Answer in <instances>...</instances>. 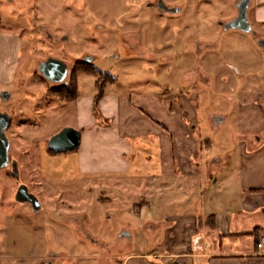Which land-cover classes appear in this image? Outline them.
Returning <instances> with one entry per match:
<instances>
[{
    "label": "rangeland",
    "instance_id": "374dc122",
    "mask_svg": "<svg viewBox=\"0 0 264 264\" xmlns=\"http://www.w3.org/2000/svg\"><path fill=\"white\" fill-rule=\"evenodd\" d=\"M146 1L18 0L15 3L17 15L25 13L30 18L37 38L31 46V56L25 59L19 40L15 44L0 40V90L7 89L11 94V99L3 104H14L16 109L9 132L10 153L21 162L22 180L41 202L50 209L55 208V203H62L60 207L65 216L57 211L35 213L29 204L17 201L18 181L7 169H2L0 264H41L50 258L46 253L51 251L61 254L64 257L61 260L66 259L68 263L77 259L79 264H124L130 254L136 256L163 245L158 241L162 230L150 234L149 220L157 221L167 214L194 209L207 187L213 193L226 190L227 199L214 204L220 210L225 205L235 210L242 142L238 134L240 94L264 93V47L251 33L223 28L222 22L237 16L238 0H166L168 5L183 9L174 15L158 13ZM18 4L25 5L21 8ZM263 6L264 0H254L248 13L259 39H264V27L257 24L255 15L257 11L261 14ZM7 14L4 12L5 17ZM46 31L55 36L56 42L47 39ZM54 55L69 63L95 57L90 64L98 73L83 70L79 73L84 101L97 93L98 74L115 79L111 83L108 79L110 95L119 93L139 98L156 93L206 94L198 101L200 126L196 137L202 156L199 161L204 167L205 159L222 155L228 163L230 159L233 161L232 168L225 167L218 172L217 183L207 174L196 179L166 178L173 189L164 199L157 191H147L138 178L128 179L131 181L128 184L124 178L59 176L63 171L53 163L52 175L58 176L43 177L40 148L44 150L52 135L67 126L77 127L78 122L76 104L63 102L51 92L53 87L66 85L73 70L69 72L68 82L56 84L43 78L39 71L40 63ZM6 59H10L9 64ZM257 102L264 112L263 101ZM93 110L96 120L105 124L101 108L98 106L95 110L94 106ZM219 116L226 120L216 125L215 118ZM256 118L264 124L262 115ZM260 136L264 139V125L257 137ZM76 152L77 149L48 153L57 163L60 157ZM135 156L130 154L128 159L132 161ZM163 181L159 179L154 184L160 187ZM143 200H148L150 207H145ZM169 202L175 204L169 206ZM196 214L202 216L204 211L199 208ZM87 232L99 242L90 241ZM216 238L220 241L219 235ZM114 241L123 248L114 247ZM61 260L57 264H62ZM161 262L157 258L136 257L129 264Z\"/></svg>",
    "mask_w": 264,
    "mask_h": 264
},
{
    "label": "crops",
    "instance_id": "0c3cea01",
    "mask_svg": "<svg viewBox=\"0 0 264 264\" xmlns=\"http://www.w3.org/2000/svg\"><path fill=\"white\" fill-rule=\"evenodd\" d=\"M263 7L262 15L258 11L255 15L259 20L257 24L262 27ZM193 82L196 83L195 80ZM80 84L78 76L79 96L73 101H62L77 106L78 122L74 128L83 133L81 145L76 154L60 157L57 163L55 157L44 150L42 160L47 177L58 176L52 175L53 163L59 165L60 172L63 171L59 176L113 180L138 178V181L142 179L140 182L144 183L147 191H157L164 199L173 189L166 178L186 176L196 179L207 174L213 183H217V173L225 167L232 168L233 161L230 159L228 163L222 155L204 158L207 162L204 167L199 161L202 156L196 137L200 126L198 101L206 94L156 93L133 98L119 93L110 95L107 86L105 97L99 103L105 124H100L93 110L98 89L88 101H84ZM256 98L263 101L264 109V93L240 94L238 134L242 142L235 210H229L227 205L220 210L214 204L227 199L226 190L213 193L211 187H207L201 201L194 204V209L167 214L157 221L149 220L153 229H148L150 234L162 230L158 241L163 245L160 249L151 248L136 256L130 254L124 259V264H129L136 257L157 258L161 264H264V244L262 248L258 247V242L264 237V139L257 137L264 124L256 118L260 114L264 121V112L258 108ZM133 153L136 156L131 161L128 156ZM159 179L165 181L160 187L154 184ZM177 180L180 181L179 178ZM142 204L150 207L148 200H143ZM168 204L172 206L175 203ZM199 208L204 211L202 216L196 214ZM218 235L220 241L216 238ZM114 247L123 248L118 241H114Z\"/></svg>",
    "mask_w": 264,
    "mask_h": 264
},
{
    "label": "flooded vegetation",
    "instance_id": "af4514ba",
    "mask_svg": "<svg viewBox=\"0 0 264 264\" xmlns=\"http://www.w3.org/2000/svg\"><path fill=\"white\" fill-rule=\"evenodd\" d=\"M17 1L18 0H0V40H3L5 42L11 43V44H15L16 41L19 40V42L23 45L22 46V53L24 54L23 59H25V58H29L31 56V53H32L31 46L33 45V43L35 42V39L37 37H36V33H35L36 30H35V28H33L31 26V24H30V18L28 17V15H25V13H23L22 15L21 14L17 15V11L15 10L16 9L15 3ZM160 1L161 0H147L146 1V4H148L149 7H152L154 9H156V12L163 13V14L174 15L175 13H181L183 11V9L181 7H179L180 10L178 12H174V13L166 12L163 9H160L158 7V3ZM163 1L165 2L166 5H168L166 3V0H163ZM240 1L241 0H238V3ZM253 2H254V0H251L249 9L253 5ZM238 3H237V6H238ZM23 5H25V4H18V7H21L22 8V7H24ZM168 6L169 7H172L170 5H168ZM249 9H248V13H249ZM4 10H6V11H4ZM4 12H7L8 13L7 14L8 15L7 17L4 16ZM238 13H239V11H238ZM248 18H249V16H248ZM25 19H27V20H25ZM31 20H32V18H31ZM15 22H16V24H15ZM18 22H20V24H18ZM27 23H29V24L27 25ZM222 23H225V22H222ZM252 27H253V31L250 32V33L252 35H254L257 43L259 44V41L264 40V39L263 38L262 39H259L258 38V32L256 31V29L253 26V24H252ZM40 33L43 34L44 32L42 31ZM45 33L47 34L46 35L47 36V39H49V40L52 39L53 42H56V38H55V36H53L52 33H50L49 31H46ZM51 57L59 58L61 60H64L63 58H60V56L58 57V56H55V55L54 56H49L48 59L51 58ZM85 58H87V57H85ZM9 60L6 59L7 63L9 62ZM18 61L19 60H17L16 62H18ZM64 61H66V60H64ZM79 61H83V60L82 59L75 60V61H72L70 63H69V61H66L67 63H69V65H68L69 66V72H70V70L71 71L73 70L72 68H74L75 64L77 62H79ZM41 63H40V65H41ZM40 65H39V67H40ZM69 72H68V76H69ZM68 76H67V78H68ZM0 80H2V79H0ZM7 92H8L7 89L0 90V121H1L0 122V130H1V123H5V121L8 120V116H9V118H10V124L6 128V130H5V133H6L7 137L9 138V141H10L9 164H8V166H5L3 168H0V171L2 169H7L8 172H9V174H10V176L13 177L14 179H16L18 181L17 191H18V189H19V187H20L21 184H26L29 187V191L32 192V193H34L35 195H37L36 192L29 186V184H27L25 181L22 180L23 170L21 168V162L19 161V159L15 158L14 156H11V153H10L11 148H12V142H11V138H10L9 132H10V130L12 129V127L14 125L13 116L16 113V109H15L14 104H11V105H5V104H3V102L9 101L11 99L10 92H8V93ZM6 94L8 95L7 97H5ZM48 141H49V139H48ZM48 141L46 143V147L44 148V150L47 151V152H50L49 149H48L49 148ZM44 150L42 148H40V150H39L40 151L39 152V156H40V172H41V175L43 177L49 178V177H47L45 175L46 172H45V168L43 166L42 152ZM14 161H17L19 178H17L16 175H15V173H14ZM17 191L15 193V197H16ZM38 198L40 199L39 196H38ZM25 203L26 204H29L31 206V208L33 209V212H35V213L44 212L45 214H49L52 211H57V213L59 215L65 216L62 213V211H61L62 208L60 207L62 203H55V208L54 209H50V208L46 207L43 202H41L42 203V208L40 210H38V211H35L33 205L30 202H25ZM25 203H22V204H25ZM86 235H87V238L90 241H92V242L98 241L95 238H92L91 237V234L89 232H87ZM46 254H47L46 256L50 255V258H47V259L42 260L41 261V264H57L58 261H60L62 258H64L61 254L55 253V252H52V251L51 252H48ZM61 261H63L62 264H79V262H78L77 259H74V260H72L69 263L66 262V259L65 260H61Z\"/></svg>",
    "mask_w": 264,
    "mask_h": 264
},
{
    "label": "water",
    "instance_id": "95a60500",
    "mask_svg": "<svg viewBox=\"0 0 264 264\" xmlns=\"http://www.w3.org/2000/svg\"><path fill=\"white\" fill-rule=\"evenodd\" d=\"M251 0H241L238 3V15L231 21L222 23L225 30L239 29L244 32H252L253 27L248 18V9L250 6ZM158 7L163 9L166 12H178L179 7H169L165 4L163 0L158 3ZM259 45L264 47V40L259 41ZM95 57L87 56L86 61L93 62ZM39 70L42 76L50 81L51 83H62L67 82V76L69 72L68 63L59 58L51 57L46 61H43L39 67ZM8 93V92H7ZM8 95L6 94L5 97ZM223 120L222 117H217L216 122L220 123ZM1 122V121H0ZM10 124V118L5 123H1L0 130V168L8 166L9 164V149L10 141L7 137L5 130ZM82 131L80 129L67 126L60 130L58 133L52 135L48 141V146L55 153H63L71 150L78 149L82 142ZM14 173L17 178H19L17 161H14ZM17 201L21 203L30 202L35 211H38L42 208V203L37 195L29 191V187L26 184H21L17 194Z\"/></svg>",
    "mask_w": 264,
    "mask_h": 264
},
{
    "label": "trees",
    "instance_id": "16d2710c",
    "mask_svg": "<svg viewBox=\"0 0 264 264\" xmlns=\"http://www.w3.org/2000/svg\"><path fill=\"white\" fill-rule=\"evenodd\" d=\"M82 70L90 74L98 73V71L94 70V68L91 67L90 62L84 61V60L79 61L75 64L73 68L69 83H67L66 85H62L60 87H53L51 89V92L55 96H58L63 101L75 100L79 96L78 76ZM98 75H99V79L96 81V87L98 89V93L95 96V105H94L95 110H96V107L99 106L100 101L105 97L108 79L110 80V83L115 81L113 77L110 78L106 74L104 75L98 74ZM48 149L51 153H55L50 148Z\"/></svg>",
    "mask_w": 264,
    "mask_h": 264
},
{
    "label": "built area",
    "instance_id": "2783aa9c",
    "mask_svg": "<svg viewBox=\"0 0 264 264\" xmlns=\"http://www.w3.org/2000/svg\"><path fill=\"white\" fill-rule=\"evenodd\" d=\"M264 244V237L260 239V241L258 242V247L262 248Z\"/></svg>",
    "mask_w": 264,
    "mask_h": 264
}]
</instances>
